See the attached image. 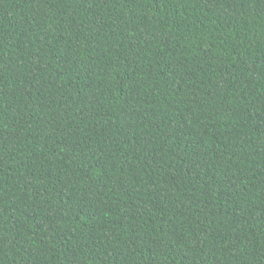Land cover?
I'll list each match as a JSON object with an SVG mask.
<instances>
[{
  "label": "trees",
  "instance_id": "obj_1",
  "mask_svg": "<svg viewBox=\"0 0 264 264\" xmlns=\"http://www.w3.org/2000/svg\"><path fill=\"white\" fill-rule=\"evenodd\" d=\"M0 264H264V0H0Z\"/></svg>",
  "mask_w": 264,
  "mask_h": 264
}]
</instances>
